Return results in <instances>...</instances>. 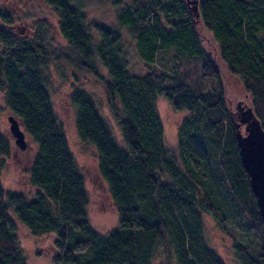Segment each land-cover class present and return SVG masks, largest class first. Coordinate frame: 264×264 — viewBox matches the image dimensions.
I'll return each mask as SVG.
<instances>
[{
    "label": "trees",
    "instance_id": "trees-1",
    "mask_svg": "<svg viewBox=\"0 0 264 264\" xmlns=\"http://www.w3.org/2000/svg\"><path fill=\"white\" fill-rule=\"evenodd\" d=\"M43 1L66 48H53L39 30L17 36L0 10V107L35 145L33 196L0 180V264H26L10 213L31 235L54 236V264H226L206 242L203 212L229 238L238 264H264V223L235 137L239 112L229 109L219 66L196 27L210 33L264 130V0H106L113 25L90 17L81 0ZM125 38L144 71L131 68ZM61 60L74 69L68 98L77 134L95 147L117 212L103 234L90 224L84 177L48 90L46 68ZM82 74L103 89L123 144L80 85ZM159 96L181 113L174 149ZM10 151L0 123V175Z\"/></svg>",
    "mask_w": 264,
    "mask_h": 264
},
{
    "label": "rangeland",
    "instance_id": "rangeland-1",
    "mask_svg": "<svg viewBox=\"0 0 264 264\" xmlns=\"http://www.w3.org/2000/svg\"><path fill=\"white\" fill-rule=\"evenodd\" d=\"M81 2L90 17L107 24H114L113 8L108 1L81 0ZM0 10L10 16L11 23L8 28L17 36L29 37L35 30H39L45 33L46 40L53 48L67 47L58 31L57 17L54 11L43 0H0ZM196 27L199 30L201 44L219 66L226 103L233 114L238 113L237 104L240 103L239 106L246 108L250 106L249 98L241 82L227 71L220 60L216 44L210 33L200 24H197ZM125 39L127 42L129 41L128 38ZM128 45L131 68L134 71H144L141 61L135 54L133 44L128 42ZM46 69L49 80L48 90L55 114L64 129L69 150L84 177L88 194L87 211L90 224L99 233H106L116 225L117 212L109 195L107 184L99 175L95 147L82 141L77 134L75 107L68 98L73 84L70 72L74 69L64 60L52 62ZM99 70L103 75L108 76L105 67L101 66ZM79 81L80 85L95 100L101 115L109 124L118 143L123 144L119 128L107 107L101 86L90 75L82 74ZM0 108L1 129L11 143V151L5 159L0 180L5 189L32 197L35 188L29 182V165L35 145L28 136H26L27 146L25 149H20L15 145L14 138L9 131L8 116L11 113L3 105ZM157 111L163 124L166 145L174 149L181 113L174 111L164 96H159L157 99ZM10 216L16 225L26 264H54L53 255L56 252L53 244L54 236L52 234L33 236L13 213H10ZM203 220L204 236L209 246L221 256L226 264H238L230 249L229 238L222 235L216 227L213 217L209 213L203 212Z\"/></svg>",
    "mask_w": 264,
    "mask_h": 264
},
{
    "label": "water",
    "instance_id": "water-1",
    "mask_svg": "<svg viewBox=\"0 0 264 264\" xmlns=\"http://www.w3.org/2000/svg\"><path fill=\"white\" fill-rule=\"evenodd\" d=\"M238 103V120L235 123V137L242 166L249 177L258 211L264 223V130L250 106L244 108ZM9 131L14 143L20 149L27 146L26 134L14 115L8 116Z\"/></svg>",
    "mask_w": 264,
    "mask_h": 264
}]
</instances>
